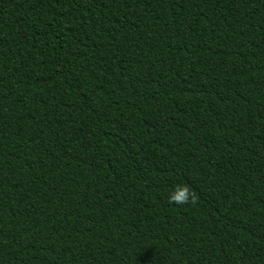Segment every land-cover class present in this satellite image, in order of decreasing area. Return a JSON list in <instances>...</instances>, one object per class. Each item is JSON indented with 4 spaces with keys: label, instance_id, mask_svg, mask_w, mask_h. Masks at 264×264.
Segmentation results:
<instances>
[{
    "label": "trees",
    "instance_id": "trees-1",
    "mask_svg": "<svg viewBox=\"0 0 264 264\" xmlns=\"http://www.w3.org/2000/svg\"><path fill=\"white\" fill-rule=\"evenodd\" d=\"M0 264H264V0H0Z\"/></svg>",
    "mask_w": 264,
    "mask_h": 264
},
{
    "label": "clouds",
    "instance_id": "clouds-1",
    "mask_svg": "<svg viewBox=\"0 0 264 264\" xmlns=\"http://www.w3.org/2000/svg\"><path fill=\"white\" fill-rule=\"evenodd\" d=\"M169 200L176 204L193 202L196 200V193L187 184L178 185L173 189Z\"/></svg>",
    "mask_w": 264,
    "mask_h": 264
}]
</instances>
